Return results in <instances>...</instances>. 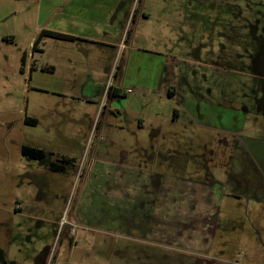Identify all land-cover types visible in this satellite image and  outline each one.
Returning <instances> with one entry per match:
<instances>
[{
    "label": "rangeland",
    "instance_id": "374dc122",
    "mask_svg": "<svg viewBox=\"0 0 264 264\" xmlns=\"http://www.w3.org/2000/svg\"><path fill=\"white\" fill-rule=\"evenodd\" d=\"M51 4L0 0V264H264V151L244 142L264 141V0H140L126 49L47 37L34 59L56 68L30 79ZM106 57L130 90L108 101ZM185 99L220 106L224 131ZM206 178L218 193L202 213Z\"/></svg>",
    "mask_w": 264,
    "mask_h": 264
},
{
    "label": "crops",
    "instance_id": "0c3cea01",
    "mask_svg": "<svg viewBox=\"0 0 264 264\" xmlns=\"http://www.w3.org/2000/svg\"><path fill=\"white\" fill-rule=\"evenodd\" d=\"M52 4L47 11V16L44 19L40 18L37 20V30L38 34L41 30H50L55 32H60L63 34H68L71 36H75L78 39L76 40H63L69 42H84L90 43L104 51H110L112 49H116L118 47L126 49L128 47V42L131 37V24L134 23L137 18L138 8L136 3H140V0H51ZM142 18H147L148 15L145 12H141ZM37 36V35H36ZM47 38V37H44ZM44 38L42 42L44 43ZM51 38V37H48ZM55 39V38H54ZM61 40V39H58ZM32 44V42H31ZM32 48V47H31ZM139 50V49H138ZM43 46H35L32 48L31 52V63L29 65V78L31 79L33 74L40 72H50L55 70V68L51 67V65H37V60L34 59V53L39 52L42 53ZM109 54L110 52H104ZM155 55L161 57V60L164 58V54L161 51L154 52ZM170 56V55H167ZM27 55L25 54V61ZM112 60V59H111ZM106 62V63H105ZM162 62V61H161ZM51 64V63H50ZM102 67V71H104V75H106L107 84H109L116 89L120 90V93L126 94V91H123L118 85L113 84V82L117 81L119 77V73L114 72L113 63L106 57L104 61H101V64H98ZM105 65V66H104ZM104 66V67H103ZM48 67L49 70H44L42 68ZM72 67V66H71ZM70 72H67L66 78H69ZM162 77L163 71L159 73ZM121 77H119V80ZM91 81V80H90ZM168 81V80H167ZM169 82V81H168ZM171 83L169 82L165 85V91L169 98H173L177 95L176 91L171 90ZM39 88V87H37ZM105 88V87H104ZM104 90V89H103ZM205 94L209 96L213 94L212 90H209ZM193 103L187 104L186 99L184 100L185 104H182V110L184 114L191 118L197 120L200 125H203L207 128H211L210 126H214L215 128L221 131H224V126H219L220 122L223 120V113L219 110L221 107H216L211 105H206L201 103L202 101H192ZM201 104L205 109L204 112L200 113ZM211 107L209 110L205 107ZM228 112L232 114L231 121H234V118L237 112L227 109ZM210 113V114H209ZM210 116V120H214V122H208L206 120V116ZM181 116L180 109L173 110V118L174 120H178ZM32 118V117H31ZM218 122V123H217ZM229 122V121H228ZM215 123V124H213ZM222 124V123H221ZM237 128V127H236ZM235 129V126H234ZM232 131V130H229ZM244 142L251 150V152L262 153L264 151V141H258L251 138H245ZM253 152V153H254ZM255 154V153H254ZM264 169V163L261 165ZM176 180L177 177H174ZM184 180L181 178L179 181H175L174 183L178 184V190L180 193H184L185 190L189 189V185L181 184V181ZM164 184H159L158 194L162 192H166ZM198 189V197L197 203L199 202V208L201 209L203 206L202 213L205 209L204 204H208L209 202L214 201L217 198V190L213 188L212 182L206 178L205 182L199 181L197 183ZM184 190V191H183ZM209 193V195H207ZM222 197V193H219ZM183 198H185L183 196ZM221 199V198H220ZM187 202H180L179 206L182 205H190L191 199H187ZM196 203V205H197ZM181 209V208H179ZM200 213V211H199ZM204 215H212L211 213L204 212Z\"/></svg>",
    "mask_w": 264,
    "mask_h": 264
},
{
    "label": "trees",
    "instance_id": "16d2710c",
    "mask_svg": "<svg viewBox=\"0 0 264 264\" xmlns=\"http://www.w3.org/2000/svg\"><path fill=\"white\" fill-rule=\"evenodd\" d=\"M44 37H51L55 39H61V40H76L78 39L75 36H71L68 34H63L60 32L50 31V30H41L37 36L35 37L34 41L32 42V48H35V46L39 45ZM25 63V54L21 57V65H24ZM49 70L48 67L42 68ZM22 70V67H21ZM122 93H120V90L113 88L110 92L107 101L111 100L115 97L121 96ZM24 123L27 124H35L36 120L34 118L25 117ZM20 153L23 157H27L28 159L32 160H38L41 161L46 157V151L40 147L32 146V145H21L20 147ZM73 161L72 158L62 157L58 160V162H52L49 164V169L52 171H63L65 169V166L70 164V162Z\"/></svg>",
    "mask_w": 264,
    "mask_h": 264
},
{
    "label": "flooded vegetation",
    "instance_id": "af4514ba",
    "mask_svg": "<svg viewBox=\"0 0 264 264\" xmlns=\"http://www.w3.org/2000/svg\"><path fill=\"white\" fill-rule=\"evenodd\" d=\"M113 88H115V87L109 85V87H108V89H107V94H106L107 96H106V98H108V96H109V94H110V92L112 91ZM205 169H206V168H205Z\"/></svg>",
    "mask_w": 264,
    "mask_h": 264
},
{
    "label": "built area",
    "instance_id": "2783aa9c",
    "mask_svg": "<svg viewBox=\"0 0 264 264\" xmlns=\"http://www.w3.org/2000/svg\"><path fill=\"white\" fill-rule=\"evenodd\" d=\"M109 85H110V84H109V82H108V84L106 85V87H105V89H104V90H105V92H104V96H107L106 94H107V89H108ZM128 91H130V90H128Z\"/></svg>",
    "mask_w": 264,
    "mask_h": 264
}]
</instances>
